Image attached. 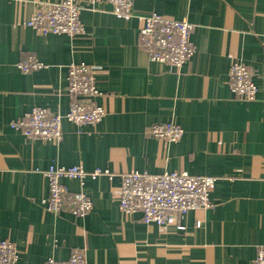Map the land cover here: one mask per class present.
I'll return each instance as SVG.
<instances>
[{
    "label": "crops",
    "instance_id": "obj_1",
    "mask_svg": "<svg viewBox=\"0 0 264 264\" xmlns=\"http://www.w3.org/2000/svg\"><path fill=\"white\" fill-rule=\"evenodd\" d=\"M37 1L61 0H0V238L14 242L18 264L68 259L82 247L89 264H252L264 243V0H133L129 19L100 0L82 10L85 31L74 37L27 26ZM152 12L193 24L195 52L180 70L152 61L139 43L141 17ZM29 55L46 67L21 71ZM234 61L252 69L256 100L234 98ZM81 62L96 70L94 100L106 109L99 123L63 119L60 142L11 126L35 106L66 114L67 67ZM165 122L184 128L179 141L147 133ZM52 165L113 177L63 178L94 207L84 218L54 215L42 203ZM131 169L218 176L214 206L165 227L123 213L121 173Z\"/></svg>",
    "mask_w": 264,
    "mask_h": 264
},
{
    "label": "built area",
    "instance_id": "obj_2",
    "mask_svg": "<svg viewBox=\"0 0 264 264\" xmlns=\"http://www.w3.org/2000/svg\"><path fill=\"white\" fill-rule=\"evenodd\" d=\"M61 0L59 2L37 1V8L26 25L42 33L67 34L71 37L84 33L81 12L86 6H94L100 0ZM112 12L125 19L133 17V0H107ZM139 43L152 61L180 70L193 56L195 48L190 34L193 24L186 19H172L158 12L141 17ZM18 68L28 73L46 67L36 55H29L17 63ZM67 92L70 108L66 114L51 112L35 106L23 118L11 122L30 139L60 142L63 137L62 122L67 119L79 126L95 125L106 115L103 105L94 98L99 94L96 70L85 62L71 63L67 67ZM228 85L237 100L254 101L258 86L253 71L242 61H234L230 68ZM184 128L175 122L155 123L147 133L166 142L179 141ZM47 178L48 195L42 203L44 209L54 215L70 213L84 218L94 207L92 198L83 191H71L63 178L84 180L86 177L108 175L109 170L87 171L81 165L55 166L44 171ZM214 175H195L187 171H165L163 173L141 172L136 169L121 173L119 209L126 214L140 212L146 223L161 227L178 225L182 217L191 210L209 209L216 181ZM181 227V225L179 226ZM19 253L13 241L0 238V264H18ZM44 264H89L86 247L75 248L68 259L48 257ZM252 264H264V243L257 246Z\"/></svg>",
    "mask_w": 264,
    "mask_h": 264
}]
</instances>
